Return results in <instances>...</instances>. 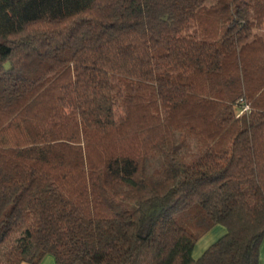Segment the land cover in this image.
<instances>
[{
    "label": "trees",
    "instance_id": "1",
    "mask_svg": "<svg viewBox=\"0 0 264 264\" xmlns=\"http://www.w3.org/2000/svg\"><path fill=\"white\" fill-rule=\"evenodd\" d=\"M262 239L264 0H0V264H258Z\"/></svg>",
    "mask_w": 264,
    "mask_h": 264
},
{
    "label": "crops",
    "instance_id": "2",
    "mask_svg": "<svg viewBox=\"0 0 264 264\" xmlns=\"http://www.w3.org/2000/svg\"><path fill=\"white\" fill-rule=\"evenodd\" d=\"M225 231L224 227L217 224L208 230L194 245L192 250L193 257L199 256L202 251L210 244L213 240L223 234ZM38 264H56L55 258L52 254H46ZM258 264H264V239H262L259 247V262Z\"/></svg>",
    "mask_w": 264,
    "mask_h": 264
},
{
    "label": "rangeland",
    "instance_id": "3",
    "mask_svg": "<svg viewBox=\"0 0 264 264\" xmlns=\"http://www.w3.org/2000/svg\"><path fill=\"white\" fill-rule=\"evenodd\" d=\"M22 87H26V85H22Z\"/></svg>",
    "mask_w": 264,
    "mask_h": 264
}]
</instances>
